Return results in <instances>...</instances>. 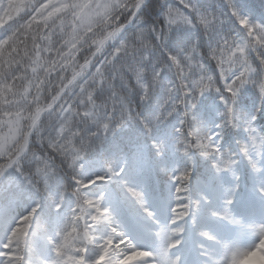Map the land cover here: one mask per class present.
Returning a JSON list of instances; mask_svg holds the SVG:
<instances>
[{
	"label": "snow or ice",
	"instance_id": "snow-or-ice-1",
	"mask_svg": "<svg viewBox=\"0 0 264 264\" xmlns=\"http://www.w3.org/2000/svg\"><path fill=\"white\" fill-rule=\"evenodd\" d=\"M223 4L155 0L145 22L149 0H0V177L14 170L45 192L57 174L69 181L50 206L60 212L70 197L71 207L54 234L45 230L48 250L39 264H129L132 256L131 264H187L189 226L200 237L197 264H223L216 251L229 250L227 241L202 230L199 214L207 210L220 222L240 223L232 205L242 161L264 200V19H254L236 0ZM255 4L264 13V0ZM232 21L243 31H233ZM181 28L199 29L197 39L182 40L174 33ZM245 89L255 93L254 104H244ZM157 92L154 112L138 110ZM208 97L217 117L211 123L201 111ZM173 116L171 147L186 164L170 165L166 135L153 134ZM89 122L95 130L83 126ZM130 124L143 127L147 143L85 171L97 144ZM233 129L238 135L225 147ZM193 152L210 161L208 176L195 183ZM25 161L33 162L31 171ZM222 173L231 174L228 187L220 183ZM159 175L166 178L157 195L170 212L167 223L145 202V190ZM101 183L114 201L152 219L155 247L141 248L126 234L104 192L92 188ZM40 206L37 199L15 218L10 206L0 208V264H36L32 225ZM248 227L264 237V218ZM236 255L231 251V264Z\"/></svg>",
	"mask_w": 264,
	"mask_h": 264
},
{
	"label": "trees",
	"instance_id": "trees-1",
	"mask_svg": "<svg viewBox=\"0 0 264 264\" xmlns=\"http://www.w3.org/2000/svg\"><path fill=\"white\" fill-rule=\"evenodd\" d=\"M202 4L205 5H211L213 8L216 7L217 4H219V7L223 9L225 5L223 4V0H201ZM236 2L241 6L244 10H250L252 12L253 18H260L264 19V13L261 12L259 7L256 6L255 0H236ZM155 5V0H149V5L145 7L144 14L146 16V21L149 22L151 20L152 15L154 14L153 8ZM158 14V13H157ZM233 31L239 29L241 32L243 29L240 28L238 24L235 23V21L231 22ZM131 28V25L129 26ZM174 33L176 35H179V37L190 43L192 41H195L197 39V36L199 35V29H177L174 30ZM2 35V33H0ZM170 46L174 47L175 44L173 41L170 40L169 42ZM98 95H103L102 92H98ZM133 99H136L135 96ZM159 99V92L153 97L152 100L145 102V104L140 105L138 104V110H142L143 113L150 115L152 112H154L157 104V100ZM243 102L244 104H254L255 103V93H253L250 89H245L243 93ZM212 103V98L208 97L206 100H204V103L202 105L201 111L203 112L204 118L209 122H213L215 119H217L215 112H212L209 110V105ZM219 110V106H217V111ZM177 117H169V119L162 125H159L157 128L153 130L154 135H161L164 134L166 136H170L174 139V133L173 128L175 125ZM51 125L56 124V117H53L50 121ZM86 130H94L95 125L91 122H89L86 126H84ZM47 133V129L45 130ZM238 135V130L233 129L229 132V134L225 137L223 141V145L225 147H229L226 145L227 141H234L235 137ZM148 135L145 133L144 129L140 125H129L127 127H122L115 133L111 138L106 140L101 147L97 144V146L93 149V151L90 153V164L86 166L85 171H87L89 174H91L94 171L99 170L100 167H102L103 164V157H110L115 154L116 157H119L120 152H124L125 154H129L131 151L130 145L134 143H139L141 141L147 142L148 141ZM167 143L169 145V142L167 140ZM172 145H169V149L166 152V159L168 160L170 165L175 164H186L188 163V158L184 156L182 153L176 152L172 149ZM37 151H41V146L39 144L36 145ZM97 155L100 157L101 161L100 163H96L93 161V157ZM191 163L194 165V172H193V182L195 183L198 178H206L208 176L209 168H210V161L206 158L201 157L199 154L193 152L191 155ZM23 167L26 171H31L34 168V164L31 161H25ZM238 171L240 172L242 183L241 187L236 195V199H242L243 201L247 200L249 191L251 190L250 183H249V172L246 164L242 161L241 164L238 167ZM12 174H18L14 170H9L4 176H2L0 180V187L5 186L4 184L6 180H8V177L10 178ZM19 175V174H18ZM66 179L68 181V178L63 176L62 173L57 174L54 178H52L48 185V190L45 191H38L36 188L32 187L28 183L25 182L24 178L19 175V180H11L9 181V185L11 187L10 193L7 195L5 199H3L2 196H0V201L2 203L0 204V208L4 207H11L13 212V218L18 217L20 215H23L26 211H28L29 208L32 207V205L35 203L37 199L41 201V206L38 212L36 213V217L33 221L32 225V232L34 235H32V239L35 241L36 238L40 237L45 230L52 231L55 226V219H59V215L62 214L63 209L67 207H71V198L66 197L64 201L63 209L60 210V212H54L50 206V203L53 199H56L60 194L59 187L60 184H58L57 179L59 178ZM226 180H229L231 178V175H226ZM232 179V178H231ZM166 182V178H164L162 175H159L156 180H154L153 185L150 189L147 191L149 192L151 196V200L153 204L161 203L162 197L157 195L158 188L161 187ZM98 185H96V188ZM95 187H93V190H96ZM104 189V188H103ZM248 191V193H247ZM244 193V195L242 194ZM258 196V194H257ZM259 197V196H258ZM260 199V198H259ZM107 204V201L105 202ZM162 204V203H161ZM126 210L130 211L128 207L126 206ZM201 215L203 217H210V212L207 210L201 211ZM200 226L202 230H206L204 225L201 221ZM37 224L40 226L37 227ZM197 233V232H196ZM3 234V225L0 224V235ZM198 235V233H197ZM37 240V239H36Z\"/></svg>",
	"mask_w": 264,
	"mask_h": 264
},
{
	"label": "rangeland",
	"instance_id": "rangeland-1",
	"mask_svg": "<svg viewBox=\"0 0 264 264\" xmlns=\"http://www.w3.org/2000/svg\"><path fill=\"white\" fill-rule=\"evenodd\" d=\"M169 145L174 144V139L170 136H166ZM234 142L227 141L226 145H229V147H232ZM132 150V146L130 147ZM131 152V151H130ZM129 152V153H130ZM118 158V157H117ZM93 161L96 163H100L101 159L99 156L95 155L93 157ZM229 175V173H222L220 183L227 187L232 183V177L229 180H226L225 176ZM231 175V174H230ZM11 180H19L18 174H12L11 177H8V180L4 184L5 186L0 187V196L5 199L7 195L11 191V187L8 184ZM57 182L59 187H61L62 183H68L66 179H63L62 177L57 179ZM98 187L96 188L95 185L92 186L96 188L94 191L96 194L100 192H104L105 194V202L107 201V205H109L116 218L120 221L123 230L126 232L127 235H129L133 241L140 246L141 248L150 249L156 246V241L153 238L152 234L148 229L152 226V219L148 218L146 214L142 212H133L132 210L127 211L126 206L122 203L116 202L113 200L111 193L105 190V186L101 184H97ZM99 188H104L103 191H99ZM251 193H256L254 190L251 189ZM251 197V196H250ZM257 199V206L258 210H252L250 211V206L247 202H240L239 200L235 199L234 204L232 205V216L233 219L236 221H239L240 223L237 224H228L224 222H220L218 218L213 217L210 215V218L203 217L201 214H199L198 222L201 221L204 227L206 228V231L212 232L216 234L218 237L224 239L227 241V244L229 246L230 251H235L236 253H244L243 259L245 261V264H259L261 260H264V255L261 254L260 249L264 248V237L260 236L258 232H256L254 229L248 227L250 223L253 221H259L260 219L264 218V200ZM109 200V201H108ZM145 202L147 207L150 208L151 206V196L148 193L147 190H145ZM2 201H0V204ZM222 205V200H218L216 202V206L220 207ZM161 207L165 209V212L163 216H161L159 213H156L155 211H161ZM159 208V210H158ZM69 209V207H65L62 211V214L59 215V219H55V226L52 231H48L49 234H54L55 229L61 225L66 216V211ZM151 209V208H150ZM129 213H127V212ZM155 216V219L160 221L161 223H167L168 216H170V212L168 211V208L164 206L163 204L160 206L157 204H154V210H152ZM164 218L165 221H161V219ZM200 224V222H199ZM189 228V227H188ZM186 228V231L188 230ZM186 235V232H185ZM260 237V243L257 244L254 248H251L250 250H246L247 246H249L253 239L256 237ZM200 239L199 236L194 235L195 244L194 247L189 243L188 237H185L184 241V253H185V260L187 264H197L200 257L198 256L197 248H196V241ZM36 243V241H35ZM36 256L34 259L36 260V264H39V260L44 258L47 255L48 245L46 240L44 239V233L39 237L36 244ZM224 255V249H217L216 251V259L220 260V258ZM136 257L132 256L129 258V264H131V261L134 260Z\"/></svg>",
	"mask_w": 264,
	"mask_h": 264
},
{
	"label": "clouds",
	"instance_id": "clouds-1",
	"mask_svg": "<svg viewBox=\"0 0 264 264\" xmlns=\"http://www.w3.org/2000/svg\"><path fill=\"white\" fill-rule=\"evenodd\" d=\"M83 126H86V125H83ZM118 130L119 129H117V131ZM117 131H116V133H117ZM249 183H250V187L252 188V190H254L256 192V190H255V188L253 186L254 182H253V180L251 179L250 176H249ZM259 243H260V237L258 236V237H256L255 239L252 240L251 244L249 246H247L246 250H250L251 248H254ZM260 251H261V254L264 255V248L260 249ZM243 256H244L243 252L237 253V255L235 257V264H245ZM220 260L223 261V264H231V261H232L231 251L230 250L224 251V255L220 258ZM259 264H264V260H261L259 262Z\"/></svg>",
	"mask_w": 264,
	"mask_h": 264
}]
</instances>
